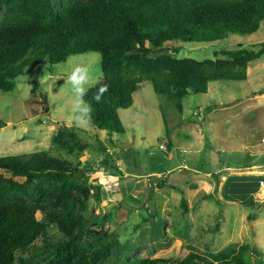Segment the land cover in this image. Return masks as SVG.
Wrapping results in <instances>:
<instances>
[{
  "label": "rangeland",
  "instance_id": "374dc122",
  "mask_svg": "<svg viewBox=\"0 0 264 264\" xmlns=\"http://www.w3.org/2000/svg\"><path fill=\"white\" fill-rule=\"evenodd\" d=\"M263 41L264 20L252 34L232 33L212 42L173 41L165 43L164 51L176 57L212 59L215 51L258 49ZM97 54L69 58L91 60ZM63 64L28 67L11 90H0V156L46 150L78 165V177L87 184L102 186L101 196L90 197L86 215L96 229H105L119 241L103 264H135V258L142 256L176 259L190 250L204 254L229 244L256 247L259 257L247 251L245 258L264 264V203L257 209L264 200V183L251 195L256 203L243 204L226 200L249 198L236 183H229L220 199V175L206 174L228 165L224 168L228 175L253 174L259 171L252 168H261L259 174L264 176V93H258L264 88V54L249 62L246 80L209 82L206 93L184 96L181 111L144 79L133 93L132 105L118 110L125 132L111 135L93 126L88 113L73 110L74 97L63 78L51 92L41 83L45 73L58 76ZM102 77L100 65L94 80L99 83ZM60 126L79 129L81 150L56 148L51 137ZM0 172L11 176L8 170ZM163 175L178 189L160 183ZM197 185L203 190L190 198L189 189ZM256 209V218L249 220V212ZM36 217L42 219L43 213L38 211ZM48 234L53 239L63 236L55 226ZM42 248L38 239L30 253L42 258Z\"/></svg>",
  "mask_w": 264,
  "mask_h": 264
},
{
  "label": "trees",
  "instance_id": "16d2710c",
  "mask_svg": "<svg viewBox=\"0 0 264 264\" xmlns=\"http://www.w3.org/2000/svg\"><path fill=\"white\" fill-rule=\"evenodd\" d=\"M0 10V90H11L28 67L41 62L53 66L71 55L97 52L103 57V77L89 88L84 102L91 106L92 125L109 135L125 132L118 110L132 105L133 93L144 79L181 111L184 96L206 93L209 82L246 80L249 62L264 54V41L258 49L215 51L212 59L164 51L168 42H212L232 33L256 32L264 20V0H0ZM101 84L109 89L96 103L93 96ZM78 131L60 126L51 140L57 149L81 150ZM103 163L109 165L108 160ZM112 168L119 172L117 166ZM0 170L11 173L6 177L0 172V264H103L118 248L117 238L96 229L86 215L90 197L101 196L103 188L81 180L78 165L39 150L0 156ZM227 180L225 189L236 183L249 195L227 200L253 204L251 195L264 176ZM182 207L186 211L185 199ZM257 209L249 212V220L256 218ZM38 211L42 219L36 217ZM51 226L63 236L53 239L48 234ZM38 239L43 256L36 259L30 251ZM247 251L260 255L249 244H229L217 252L190 250L176 259L142 256L134 262L252 264L245 258Z\"/></svg>",
  "mask_w": 264,
  "mask_h": 264
},
{
  "label": "clouds",
  "instance_id": "9594fccd",
  "mask_svg": "<svg viewBox=\"0 0 264 264\" xmlns=\"http://www.w3.org/2000/svg\"><path fill=\"white\" fill-rule=\"evenodd\" d=\"M103 62V57L97 54L91 60H75L69 58L60 67L59 75L55 78L45 73L41 79V83L45 84L48 91H52L56 85L58 78H63L64 81L70 85V91L74 97L73 110L76 112L87 114L91 111V106L84 102V97L87 95L89 88L95 86L98 81L94 80V75L100 72V65ZM109 85L101 84L93 99L99 103L108 91Z\"/></svg>",
  "mask_w": 264,
  "mask_h": 264
},
{
  "label": "crops",
  "instance_id": "0c3cea01",
  "mask_svg": "<svg viewBox=\"0 0 264 264\" xmlns=\"http://www.w3.org/2000/svg\"><path fill=\"white\" fill-rule=\"evenodd\" d=\"M224 168H228V165H223V167H221V166H216V167H214V171L213 172H210L209 171V173H206V174H209V175H211L212 173L217 177V175H220V179L219 178H217V182H218V185H219V194H218V198H220L221 199V195H223L224 194V191H225V185L228 183V178L230 177V176H247V175H261V174H259V172H260V169L261 168H252V169H254V171H259V172H255V173H253V174H231V175H228V173H227V170L226 169H224ZM245 168H247V167H245ZM229 172V171H228ZM220 173V174H219ZM227 175V176H226ZM165 177V175H163L161 178H160V180H161V182H163V183H165V184H167V183H171V182H169L166 178H164ZM165 181V182H164ZM187 182V184H191L190 182H188V181H186ZM236 182H238V184H240V179H238ZM262 183H264V181L263 182H261V184ZM202 186H200V185H197V186H195V188L196 189H189L190 190V192H189V196L191 195V197L190 198H192L193 197V195L195 194V192L196 191H200L202 188H201ZM206 187V186H205ZM259 189V188H258ZM203 190V189H202ZM201 190V191H202ZM254 194V193H253ZM227 200V199H226ZM229 201V200H228Z\"/></svg>",
  "mask_w": 264,
  "mask_h": 264
},
{
  "label": "water",
  "instance_id": "95a60500",
  "mask_svg": "<svg viewBox=\"0 0 264 264\" xmlns=\"http://www.w3.org/2000/svg\"><path fill=\"white\" fill-rule=\"evenodd\" d=\"M259 94L261 93H264V88H261L259 91H258ZM2 125V123L0 122V126Z\"/></svg>",
  "mask_w": 264,
  "mask_h": 264
},
{
  "label": "built area",
  "instance_id": "2783aa9c",
  "mask_svg": "<svg viewBox=\"0 0 264 264\" xmlns=\"http://www.w3.org/2000/svg\"><path fill=\"white\" fill-rule=\"evenodd\" d=\"M262 141H264V138H262Z\"/></svg>",
  "mask_w": 264,
  "mask_h": 264
}]
</instances>
